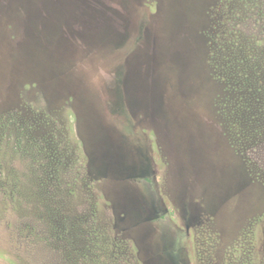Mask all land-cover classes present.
<instances>
[{"label":"rangeland","instance_id":"1","mask_svg":"<svg viewBox=\"0 0 264 264\" xmlns=\"http://www.w3.org/2000/svg\"><path fill=\"white\" fill-rule=\"evenodd\" d=\"M0 264H264V0H0Z\"/></svg>","mask_w":264,"mask_h":264}]
</instances>
